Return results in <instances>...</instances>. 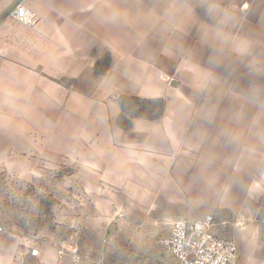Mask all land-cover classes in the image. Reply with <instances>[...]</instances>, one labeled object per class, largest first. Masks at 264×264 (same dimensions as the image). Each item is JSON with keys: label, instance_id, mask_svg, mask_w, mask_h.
Here are the masks:
<instances>
[{"label": "crops", "instance_id": "1", "mask_svg": "<svg viewBox=\"0 0 264 264\" xmlns=\"http://www.w3.org/2000/svg\"><path fill=\"white\" fill-rule=\"evenodd\" d=\"M17 1L0 0V171L53 153L56 133L84 152L93 138L118 151L78 153L103 237L129 207L170 229L213 214L238 264H264V0H26L33 25L8 15ZM122 96L163 107L124 128ZM19 247L1 238L0 264Z\"/></svg>", "mask_w": 264, "mask_h": 264}, {"label": "rangeland", "instance_id": "2", "mask_svg": "<svg viewBox=\"0 0 264 264\" xmlns=\"http://www.w3.org/2000/svg\"><path fill=\"white\" fill-rule=\"evenodd\" d=\"M121 99L120 122L124 128L134 117H154L163 107L161 100ZM97 144L88 137L85 152L73 141L66 149L56 133L53 153L25 154L20 165L0 171V239L8 244L19 239L20 243L12 264H42L30 256V251L48 244L54 246L56 254L73 245L82 254V259L75 261L65 253L64 261L59 259L53 264H174L173 256L159 242L170 232V225H147L130 211L135 207H129L127 213H117L123 220L114 221L109 235L103 237L99 220L102 195L96 188L94 173L80 167L78 153H91V161L95 160L94 153L118 151L105 143ZM106 243L115 248L110 250Z\"/></svg>", "mask_w": 264, "mask_h": 264}, {"label": "built area", "instance_id": "3", "mask_svg": "<svg viewBox=\"0 0 264 264\" xmlns=\"http://www.w3.org/2000/svg\"><path fill=\"white\" fill-rule=\"evenodd\" d=\"M8 15L28 25L38 21L37 14L27 6L26 0H18ZM216 225L213 214H206L196 221L177 218L172 222L170 232L159 242L176 259L177 264H238L235 239L219 235ZM30 253L37 255L38 248H32ZM59 253H70L75 261L82 259L77 245L69 249L61 248Z\"/></svg>", "mask_w": 264, "mask_h": 264}]
</instances>
